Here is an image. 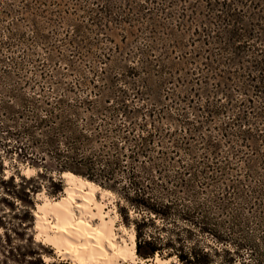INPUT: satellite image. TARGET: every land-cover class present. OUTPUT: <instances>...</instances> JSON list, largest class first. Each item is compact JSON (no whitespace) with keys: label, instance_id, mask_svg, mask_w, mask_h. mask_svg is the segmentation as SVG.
Segmentation results:
<instances>
[{"label":"rangeland","instance_id":"374dc122","mask_svg":"<svg viewBox=\"0 0 264 264\" xmlns=\"http://www.w3.org/2000/svg\"><path fill=\"white\" fill-rule=\"evenodd\" d=\"M140 2L109 0L99 10L90 0H0V138L4 126L19 121L18 112L29 114L32 94L71 87L117 95L123 90L164 135V146L174 147L166 163L177 170L193 215L207 232L188 236L207 254L204 263L264 264V98L247 89L253 101L235 106L244 98L245 79L225 78L230 69L225 59L233 54L223 40L210 38L221 25L208 0H180L168 7L171 22L160 17L149 24ZM226 96L235 101L225 102ZM225 103L229 111L221 112L218 105ZM238 112L242 116L232 124ZM246 118L260 136L241 133L248 128ZM3 143L0 264H70L34 239L38 193L58 200L66 187L62 174L53 176L56 187L39 177L36 192L23 196L19 178L36 179L37 170L23 173L29 167L18 165L16 173L13 162L2 157ZM95 196L111 211L115 241L127 240L134 215L129 211L124 217L114 194ZM158 257L167 260L163 264H181L175 257ZM145 260L114 263H149Z\"/></svg>","mask_w":264,"mask_h":264},{"label":"trees","instance_id":"16d2710c","mask_svg":"<svg viewBox=\"0 0 264 264\" xmlns=\"http://www.w3.org/2000/svg\"><path fill=\"white\" fill-rule=\"evenodd\" d=\"M90 1L99 10L109 4V0ZM179 1L172 0L166 7L165 0H141L138 8L147 24L158 23L160 17L171 22L173 10L168 7ZM208 6L221 25L210 38L223 40L224 48L233 54L225 59L230 68L224 70L225 78L236 75L245 79L244 98L235 102L236 107L245 108L253 101L247 89L264 98V0H208ZM241 53L246 55L243 60ZM122 91L117 95L71 87L32 94L29 114L18 112L19 121L4 126L0 138L4 142L2 157L13 162L16 173L18 165L37 170L36 179L19 178L18 193L29 198L38 189L39 177L48 178L56 187L58 178L53 176L71 173L114 194L125 218L131 211L137 257L165 255L181 264H206L207 254L190 244L188 236L202 238L207 232L193 215L177 170L166 163L168 157L172 160L174 147L164 146V135ZM228 98L225 102L235 101ZM227 103L218 105L221 112L229 111L223 107ZM232 116L234 124L242 113ZM250 122L245 119L248 128L241 133L260 136ZM12 178L8 180L12 182Z\"/></svg>","mask_w":264,"mask_h":264},{"label":"bare ground","instance_id":"6f19581e","mask_svg":"<svg viewBox=\"0 0 264 264\" xmlns=\"http://www.w3.org/2000/svg\"><path fill=\"white\" fill-rule=\"evenodd\" d=\"M26 171L32 169L23 173ZM62 177L66 187L58 200L51 201L42 192L38 193L40 203L34 211V239L70 264H115L118 259L133 262L136 259L134 233H128L127 240L120 237L121 242L115 241L111 211L95 198L96 192L112 194L71 173H63ZM94 219L97 223L92 224ZM105 242L111 252L104 248ZM145 261L149 263L144 264H163L167 260L155 255Z\"/></svg>","mask_w":264,"mask_h":264}]
</instances>
